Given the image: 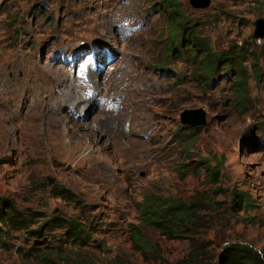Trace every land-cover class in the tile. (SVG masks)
Masks as SVG:
<instances>
[{"label":"rangeland","instance_id":"obj_1","mask_svg":"<svg viewBox=\"0 0 264 264\" xmlns=\"http://www.w3.org/2000/svg\"><path fill=\"white\" fill-rule=\"evenodd\" d=\"M167 1L0 0V204L33 221H0V264H46L43 255L73 264L75 220L90 234L84 264H176L189 240L149 232L154 253L135 245L140 205L219 188L202 213L208 260L218 264L229 242L264 250V37H255L264 0H211L207 9L173 0L187 22L174 37ZM201 41L221 59L214 74L192 48ZM34 92L42 107L30 111ZM109 98L126 108L104 113ZM186 111L204 113L205 126L184 124ZM207 167L220 172L213 182ZM234 190L255 209L233 214Z\"/></svg>","mask_w":264,"mask_h":264},{"label":"trees","instance_id":"obj_2","mask_svg":"<svg viewBox=\"0 0 264 264\" xmlns=\"http://www.w3.org/2000/svg\"><path fill=\"white\" fill-rule=\"evenodd\" d=\"M166 12L173 17L170 25L173 29L172 36L180 34L181 28L187 23L184 20L179 19L180 9L178 4L173 0H168L165 6ZM185 29V27H184ZM172 37V38H173ZM201 44V45H200ZM201 47V49H198ZM192 48L196 52L201 53V64L204 65V69L207 74H214L217 70V64L221 61L220 57L215 59L212 54L210 44L196 42ZM190 49V48H189ZM233 59H227V62H232ZM244 81L242 77L239 80L240 88L238 90L242 99H246L245 88L241 86ZM209 171V181L218 177L220 172L215 168L207 167ZM225 192L221 191V188L217 189L215 193H207L201 198L182 199V198H166L156 197L147 198L139 207V211L144 221V229L137 227L133 232V241L137 247L143 253H154V247L151 248L147 237L151 236L149 232L159 234L166 239L177 240H189L190 252L185 258L178 261L176 264H216L215 258L208 260L209 254L206 252V248L199 244L201 237L203 236L202 229L205 226V211H209L211 204L218 202L217 198L222 196ZM213 194V195H212ZM214 196V197H213ZM227 196V194H226ZM230 198L232 202V212L235 215H239L242 212H249L255 209L253 199L247 191L234 190L230 192ZM209 204V205H207ZM10 206L3 207L0 204V221L8 224L9 222H19L17 225L20 229H28L33 221L31 219H23V221H17L18 216L15 214ZM60 227V226H59ZM62 229L68 228L66 225L61 226ZM71 231L69 235H72L75 241V247L77 249L74 253L73 264H84L85 255L83 247L87 246L90 240L89 231L86 227L78 221H73L71 225ZM79 242V245H77ZM80 247V248H78ZM60 263L50 261L48 256L43 255L41 261H46V264H71V259L68 257H62ZM45 264V263H42ZM102 264H127L123 257H114ZM218 264H264V250H257L253 246L239 243L229 242L226 247L223 248L220 254Z\"/></svg>","mask_w":264,"mask_h":264},{"label":"bare ground","instance_id":"obj_3","mask_svg":"<svg viewBox=\"0 0 264 264\" xmlns=\"http://www.w3.org/2000/svg\"><path fill=\"white\" fill-rule=\"evenodd\" d=\"M111 14H112V16L110 15V14H108V17H107V21L106 20H104V21H101V22H98V23H95V25L93 26V27H91L92 28V30H95L97 27H106L107 25H109L112 21H113V19H114V13L113 12H111ZM124 28V27H123ZM122 31H118V33L117 34H119V35H121V37L122 38H125L128 34H132V30L130 31L129 30V28L127 29V31L125 32L123 29H121ZM124 35V36H123ZM95 54H96V56L97 57H95ZM93 56H94V58L96 59V60H98V51H94L93 52ZM103 57H104V55H103ZM59 58H61V57H59ZM77 57L75 56L74 57V60H77L76 59ZM54 59L55 58H53V61H54ZM99 59H102V57L100 58L99 57ZM94 60V59H93ZM119 62V61H118ZM118 62L116 63V66L118 67ZM90 65H92V63H90ZM89 65V66H90ZM116 71V69H114L113 70V72H112V74L114 73ZM84 73L86 74V75H84ZM111 74V75H112ZM88 75V71L87 72H85V71H81V73H80V75H78V77H81V79H83L84 77H86V79L87 80H85V84H83L82 82H80L81 83V85H85V87H87V85H88V78L87 77H89V76H87ZM37 78V77H36ZM53 82H55L56 83V81L55 80H52ZM52 82V83H53ZM73 85V84H72ZM110 85V84H109ZM126 90H125V92H130V91H134V90H132V89H130V86L129 85H127L126 86ZM26 90H28V89H26ZM32 90V89H31ZM35 91V90H34ZM136 92V91H135ZM98 93V92H97ZM31 98V97H30ZM137 98H139V97H137ZM136 98V99H137ZM110 99H112V98H109L106 102H105V104H104V107H105V111H104V113H110V114H112V116L114 115L115 116V112H117L115 109H117V107H116V105L114 104V102H113V100H110ZM114 99V98H113ZM110 100V101H109ZM114 100H116V99H114ZM40 101V98H38V95H36V93L34 92L33 93V101H32V104L34 103V107L32 108V107H29L31 110L30 111H34L35 109L37 110V109H39V107H42V104L39 102ZM13 102L14 101H12V102H7V103H5V105H4V108L6 107V108H8V109H12L14 106H11V104L13 105ZM120 105L122 106L123 105V108L121 109L120 107L117 109L118 110V115L121 113V111L123 110V109H125L126 108V105H125V101L124 100H122V103H120ZM147 130V124H144V126H142L141 125V129H140V132H145ZM130 134H132V132L130 131ZM116 135V134H115ZM124 135V134H123ZM114 137V136H113Z\"/></svg>","mask_w":264,"mask_h":264},{"label":"water","instance_id":"obj_4","mask_svg":"<svg viewBox=\"0 0 264 264\" xmlns=\"http://www.w3.org/2000/svg\"><path fill=\"white\" fill-rule=\"evenodd\" d=\"M191 4L194 6L196 9H207L211 5V0H191ZM38 5L35 6L37 8ZM256 32H255V37L256 38H262L264 37V20L260 19L256 22ZM204 113L200 112H191V111H186L183 116V123L184 124H191L193 127H199V126H205L206 121L204 119ZM53 182V180H51Z\"/></svg>","mask_w":264,"mask_h":264}]
</instances>
